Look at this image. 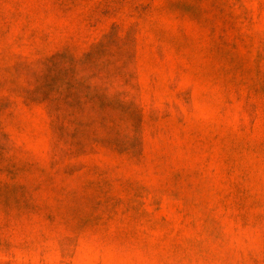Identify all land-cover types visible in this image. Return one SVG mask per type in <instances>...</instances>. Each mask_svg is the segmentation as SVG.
<instances>
[{"label":"rangeland","instance_id":"1","mask_svg":"<svg viewBox=\"0 0 264 264\" xmlns=\"http://www.w3.org/2000/svg\"><path fill=\"white\" fill-rule=\"evenodd\" d=\"M0 264H264V0H0Z\"/></svg>","mask_w":264,"mask_h":264}]
</instances>
